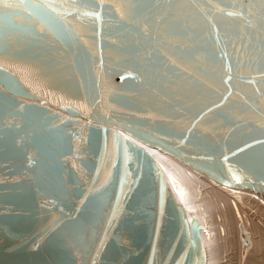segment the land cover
Wrapping results in <instances>:
<instances>
[{
  "label": "water",
  "instance_id": "1",
  "mask_svg": "<svg viewBox=\"0 0 264 264\" xmlns=\"http://www.w3.org/2000/svg\"><path fill=\"white\" fill-rule=\"evenodd\" d=\"M130 137L264 199V0H0V264H204Z\"/></svg>",
  "mask_w": 264,
  "mask_h": 264
},
{
  "label": "bare ground",
  "instance_id": "2",
  "mask_svg": "<svg viewBox=\"0 0 264 264\" xmlns=\"http://www.w3.org/2000/svg\"><path fill=\"white\" fill-rule=\"evenodd\" d=\"M131 139L154 157L176 202L183 208L188 220L192 214L197 217L198 223L202 227L200 234L205 254L204 264H222V252L217 240V227L221 228L224 234L222 247L228 249L229 252L236 249H234L236 253L232 252L231 264H236L237 261L238 264H255L259 261L257 258L262 248L264 249V238L259 235L257 228L252 229L248 221H244L241 216L242 209L239 207L246 206V202L254 204L259 199L264 201L263 198L253 192L218 183L173 156L142 144L134 138ZM203 183L208 184L215 191L214 197H210L212 200L203 195ZM198 204V211L201 214H196L194 211ZM206 234L213 238L214 244L211 247L208 246L209 238ZM235 256L236 261L234 260Z\"/></svg>",
  "mask_w": 264,
  "mask_h": 264
},
{
  "label": "rangeland",
  "instance_id": "3",
  "mask_svg": "<svg viewBox=\"0 0 264 264\" xmlns=\"http://www.w3.org/2000/svg\"><path fill=\"white\" fill-rule=\"evenodd\" d=\"M144 146V145H143ZM170 157V156H169ZM174 159V158H173ZM214 190L208 185V184H202V193L205 197L210 198V197H214ZM259 197V196H258ZM212 198H210V200H212ZM260 200V199H259ZM258 200V202H255L254 204L251 202H246V206L244 207H239L241 208V216L243 217L244 221L247 222L248 224H250L249 226H251L252 229H256L259 232V235L263 236L264 238V201L261 199L260 201ZM253 205V207L251 208V206ZM197 207V208H196ZM194 209L195 213H199L200 211H198L199 209V204L197 205ZM201 214V213H199ZM204 217V214H202ZM218 217V214H216ZM199 217V216H198ZM246 219V220H245ZM220 223H219V227H220ZM225 226V225H224ZM218 230V231H217ZM217 235H218V245H219V249L221 248V258H222V264H231V260H232V252H234V249L231 250V252L228 251V249H225V247H222L224 244V234L222 232V229H218L217 227ZM220 231V232H219ZM207 235V234H206ZM208 239V246H212L214 244L213 238L210 237V235H207ZM210 244V245H209ZM236 250V249H235ZM237 256V254H236ZM236 256L234 257V260L236 261ZM257 260H259L257 263L255 264H264V249L262 248V250L259 252L258 258ZM236 264H238V261L236 262Z\"/></svg>",
  "mask_w": 264,
  "mask_h": 264
},
{
  "label": "snow or ice",
  "instance_id": "4",
  "mask_svg": "<svg viewBox=\"0 0 264 264\" xmlns=\"http://www.w3.org/2000/svg\"><path fill=\"white\" fill-rule=\"evenodd\" d=\"M35 8V6H33ZM37 13L39 14V9H36ZM84 15H94V13L86 12ZM228 15H234V13H228Z\"/></svg>",
  "mask_w": 264,
  "mask_h": 264
}]
</instances>
